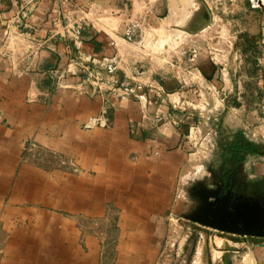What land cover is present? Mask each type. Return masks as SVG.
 Segmentation results:
<instances>
[{"label":"crops","instance_id":"1","mask_svg":"<svg viewBox=\"0 0 264 264\" xmlns=\"http://www.w3.org/2000/svg\"><path fill=\"white\" fill-rule=\"evenodd\" d=\"M150 2L71 0L70 17L83 23L75 45L61 37L47 0H0V264H264V158L236 165L228 196L211 187L181 201L175 185L185 156L176 128L141 101L105 88L85 93L81 65L112 61L116 79L144 74L135 67L143 46L136 34L140 17L158 8ZM106 106L107 127L86 128ZM44 155L52 167L33 162ZM173 214L237 244L204 260L170 249ZM110 215L116 242L107 263L100 238L80 220Z\"/></svg>","mask_w":264,"mask_h":264},{"label":"rangeland","instance_id":"2","mask_svg":"<svg viewBox=\"0 0 264 264\" xmlns=\"http://www.w3.org/2000/svg\"><path fill=\"white\" fill-rule=\"evenodd\" d=\"M263 2L157 0L156 12L139 19L136 35L143 46L135 52V67L144 74L136 69L134 79L122 80L150 116H163L176 128L185 156L175 185L181 201L206 197L211 187H220V198L228 196L236 181L234 161L264 158ZM136 12L138 18L141 10ZM56 161L64 169L62 159ZM33 162L47 168L53 159L44 155ZM174 215L167 223L170 249L204 260L209 250L237 244L226 242L223 231ZM113 219L80 220L85 232L100 238L107 263L116 242Z\"/></svg>","mask_w":264,"mask_h":264},{"label":"built area","instance_id":"3","mask_svg":"<svg viewBox=\"0 0 264 264\" xmlns=\"http://www.w3.org/2000/svg\"><path fill=\"white\" fill-rule=\"evenodd\" d=\"M47 1L50 3L52 14L55 15L54 25L61 27V37L63 39L73 40L75 45L79 44L83 23L81 20L70 17V13L72 12L71 0ZM251 1L259 3L258 0ZM262 4L264 5V2L261 3V5ZM4 35L6 41H9L12 38V32L7 26L5 27ZM116 70V64L112 61L105 62L104 64L88 63L86 65H81L80 71L82 74V82L86 83L89 87L85 93L91 96H96L106 89L109 93L115 94L117 98H133L137 101H141V98L134 94L133 89L128 87V82L125 79H116ZM58 73V71L50 72L51 76L54 77L57 82L63 79L61 73ZM108 110L109 106L104 107L101 114L98 117L89 119L85 127H107Z\"/></svg>","mask_w":264,"mask_h":264},{"label":"trees","instance_id":"4","mask_svg":"<svg viewBox=\"0 0 264 264\" xmlns=\"http://www.w3.org/2000/svg\"><path fill=\"white\" fill-rule=\"evenodd\" d=\"M241 161H243L242 158H239V159H236L234 162H236L235 164H238V163H240Z\"/></svg>","mask_w":264,"mask_h":264},{"label":"bare ground","instance_id":"5","mask_svg":"<svg viewBox=\"0 0 264 264\" xmlns=\"http://www.w3.org/2000/svg\"><path fill=\"white\" fill-rule=\"evenodd\" d=\"M258 1H259V3H260L261 0H258Z\"/></svg>","mask_w":264,"mask_h":264}]
</instances>
